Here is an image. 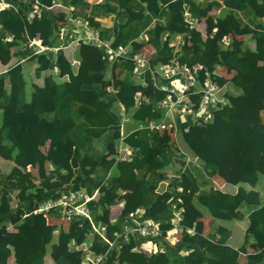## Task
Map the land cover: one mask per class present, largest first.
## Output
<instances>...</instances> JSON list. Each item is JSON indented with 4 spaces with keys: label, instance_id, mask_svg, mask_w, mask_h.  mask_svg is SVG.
I'll return each mask as SVG.
<instances>
[{
    "label": "trees",
    "instance_id": "obj_1",
    "mask_svg": "<svg viewBox=\"0 0 264 264\" xmlns=\"http://www.w3.org/2000/svg\"><path fill=\"white\" fill-rule=\"evenodd\" d=\"M36 1L40 11L31 21L28 14L34 11V0H4L8 6L0 10V66L5 67L0 73V111L11 117L8 125L0 123V159L13 163L9 173L0 172V264L11 260L46 264L47 259L51 264H82L86 254L104 253L106 260L100 264H241L240 255L249 254L247 249L255 247L257 239L264 241V198L242 186L235 194H223L207 182L238 153L250 165L230 171L227 184L254 187L263 176L264 26L255 22L264 19V0H102L93 5L85 0ZM57 3L68 11L54 7ZM186 13L194 24L184 20ZM109 15L114 16L113 26L102 28L96 18ZM69 16L84 19L114 48L128 46L132 52L152 48L151 70L142 76L145 85L133 79L132 54L111 64L99 49L76 43ZM197 24L205 34L216 29L214 38H203ZM142 34L144 42L137 43ZM166 35H180L190 45L174 54L165 46ZM37 40L45 51L29 46ZM72 44L79 49V69L63 52ZM251 52L262 62L251 66ZM174 58L183 66H200V83L206 75L223 85L228 103L208 116L196 112V103L192 113L167 118L157 108L166 93L154 86L152 71ZM24 62L34 67L39 84L27 85ZM109 74L114 92L106 90ZM138 91L149 102L135 107ZM118 108L129 116L123 130ZM147 120L163 122L170 129L138 130ZM174 135L184 155L179 164L183 172L169 180L165 171L174 157ZM120 144L129 146L134 156L108 160ZM44 146H48L46 154L41 152ZM69 146L74 149L75 167ZM187 153L193 158L188 163ZM166 181V188L159 190ZM80 189L89 197L97 192L86 203L89 219L61 216L55 210L33 213L39 203ZM120 204V216L115 217L112 209ZM172 205L181 210L178 225L183 231L174 244L166 238L175 219ZM242 210L249 211L248 226L237 249L227 244L226 231L204 237L202 225L196 223L201 216L238 220ZM132 212L141 213L139 222L159 224V236L130 237L112 248L94 230L113 242L115 232L122 229L117 222L127 221ZM58 218L68 227L58 228L52 221ZM189 227H194L193 235L185 232ZM150 244L155 249L147 251ZM258 255L249 254L245 264H264V246Z\"/></svg>",
    "mask_w": 264,
    "mask_h": 264
},
{
    "label": "built area",
    "instance_id": "obj_2",
    "mask_svg": "<svg viewBox=\"0 0 264 264\" xmlns=\"http://www.w3.org/2000/svg\"><path fill=\"white\" fill-rule=\"evenodd\" d=\"M34 2V11L32 13H39V4L36 0H34ZM7 6L8 5L5 4L4 0H0V10H3ZM54 7L68 11L59 3L55 4ZM216 13L218 14L219 11ZM33 14L30 15L29 13L28 15L33 18ZM184 20L190 24L195 23V20L188 16L187 13L184 15ZM68 21L73 24L72 30L73 34L76 36V43L82 42L99 49L103 56L105 55L111 64L118 62L119 60L126 59L132 54L131 62L133 64L134 79L141 85H145L142 80V76L146 70H151L149 62L154 57V51L152 48L145 46L140 52H132L128 46H118L114 48L108 40H102L100 38L99 31L89 27L84 19L69 16ZM66 29L67 28L63 26V28H61V32L64 33ZM201 32L203 34V38H214L216 29H213L210 33L205 34L204 27L202 26ZM144 39V35L142 34L136 39V42H144ZM163 40L165 46L172 49L174 54H177L184 45H190V41L183 40L180 35H177L174 38H170L166 35ZM230 40V38H226V43L230 42ZM29 46H34L36 48V52H43L46 50L44 47L39 46L38 40L30 42ZM51 51L55 53L56 49H51ZM201 70L202 68L200 66L192 68L183 66L174 58L168 64L158 68L156 72L152 71L154 86L159 91L166 93L164 101L157 104L158 109L165 111V116L175 113H192V108L196 103H198L196 112L203 114L204 116H208L209 112L217 108L218 105H225L228 103L223 95L225 89L223 85H219L217 82L211 81L206 78V75H204L205 79L202 83L197 80L198 74ZM112 79L113 78L109 74L106 81V90L109 92H114L112 89ZM133 98L135 107H139L142 104H147L149 102V98L145 97L139 91L134 94ZM118 115L121 118L123 130L125 124L129 121V116L125 115L122 108H119ZM137 129H155L165 131L166 129H170V127L163 122L155 124L154 121L147 120L144 124L138 125ZM133 156V150L129 146L123 144H120L118 149L113 154V157L116 158L114 160L120 161L130 160ZM96 194L97 192L93 193V195L89 197L82 189L77 190L76 192H70L67 196H63L55 201H45L39 203L33 213L46 214L51 210H55L58 211L61 216L69 218L75 216L89 219L86 203L93 199ZM172 209L175 211V219L171 222L173 224V228L166 233V238L171 244L175 242L174 234L183 232L178 225V221L182 219L181 210L176 209L175 205H172ZM139 219H141V213L132 212L128 214L127 221L124 222L123 220L117 222L122 224V229L115 232L113 242H109L105 237H103L101 230H94L98 234L99 238L109 244V247L112 248L116 242H128L130 237H133L134 239L139 237L152 240L159 236V224L152 223L151 221L139 222ZM7 230L11 231V228L9 227ZM172 230H174L173 234H171ZM185 232L190 235L192 234L189 229H186ZM106 257L107 253L95 256L86 254L82 264H100L106 260Z\"/></svg>",
    "mask_w": 264,
    "mask_h": 264
},
{
    "label": "crops",
    "instance_id": "obj_3",
    "mask_svg": "<svg viewBox=\"0 0 264 264\" xmlns=\"http://www.w3.org/2000/svg\"><path fill=\"white\" fill-rule=\"evenodd\" d=\"M85 1L91 5L102 2V0H85ZM200 1L202 3L205 0H200ZM30 14L32 15L33 13H30ZM34 17H36V16L34 15ZM29 18H31L30 15H29ZM96 20L100 23V26L102 28L110 29L114 23V16H112V15L101 16L99 18H96ZM257 23L264 25V19L263 20H257L255 22V24H257ZM196 27L200 31L202 30L201 24H197ZM252 46H253L252 42L250 41V43L248 44V47H252ZM64 50L67 51V54ZM63 51H64L65 55L67 56V58L70 60V62H72V64H76V69H79V67H78L80 64V59H79V55H78L79 49H77V47L74 44H72V45L68 46V48L63 49ZM90 53H92V52H90ZM90 58H92V56ZM248 61H249L251 66H254V65L262 62V60L260 58H258L257 55H255L253 52L250 53V55L248 57ZM22 66H23V69L27 72V75L29 77H31V78H29V77L26 78V76H25L27 85L29 84L28 86L30 87L31 84H39L40 83L39 79H36L35 75H34V69H33L34 67L29 66L27 64V62H24L22 64ZM4 71H5V67L0 66V73H2ZM50 73L53 74L54 76H56V72H50ZM226 75L229 76V73H226ZM260 118H261L260 119L261 125L264 126V111H262L260 113ZM10 121H11L10 113L1 110L0 111V123H2V124L4 123L5 125H8L10 123ZM263 136H264V134H263ZM174 137H175V135H174ZM174 145H175V147L178 146L176 143ZM47 149H48V146H44L41 149V152L43 154H46ZM175 156H177L179 161H180L179 154H176L174 151V157ZM174 157H173V159H174ZM107 159L112 160V158H107ZM192 160H193L192 156L189 153H187L186 158H185L186 163H188L189 161H192ZM177 164H178V166H176V164H174L172 162L170 164V166L166 169V172H167L166 174H167V177L169 180L173 179L175 177H178L179 174L181 172H183V168L180 169L179 163H177ZM240 165H244L246 167H249L250 164L248 162H245V160L242 158L241 154L238 153L233 158L226 161V163L221 167L220 172L218 174L209 178L210 181L207 182V185L212 186L214 189H216L217 191H219L223 194H235L237 192L238 188H240V186H242L246 190H253L255 192H259L264 198V166H261V168H260L263 176L259 177V180L254 187H251L247 184L229 185L226 183L225 177L229 174L230 171H232L233 169H236ZM173 166L177 167V169H175V167H173ZM12 167H13L12 162L0 159V172L9 173V171L12 169ZM167 184H168L167 181L164 183H161L158 189L164 190L166 188ZM120 195H121V193H120ZM13 197H14V195L12 196V199H13ZM13 204H15L14 201L11 202V204H10L11 207L13 206ZM121 205L122 204L115 206L116 209H120ZM241 213H242V218L238 219V220H234V221L221 222L218 220H213L211 217H206V216L202 217L201 216L200 219L196 220V223H200L202 225V235L204 237L209 235V234H212V233H216V232L221 233V232L226 231L228 234H230V237L227 241V244L229 246H231L232 248L237 249L243 243L244 233H245L247 226H248L249 211L242 210ZM52 221L56 224V226L58 228L68 227V224L65 223L63 221V219L61 220L58 218V219H53ZM173 231L174 230L171 231L172 232L171 234H173ZM56 234H57V232L55 233V235ZM87 241H89V239ZM89 243H90V241H89ZM174 243H172V244H174ZM263 246H264V241L257 239V245L255 247L254 246L249 247L247 249V253L250 254V257H252V258L256 257L257 258L259 256L258 255L259 249L262 248ZM141 249H143V248L141 247ZM153 249H155L154 246L150 244L147 251H151ZM249 254H247V255L241 254L240 255V263L241 264H245L246 259H247L246 257H248ZM9 264H13V261L11 260L9 262ZM46 264H51L48 259L46 260Z\"/></svg>",
    "mask_w": 264,
    "mask_h": 264
},
{
    "label": "rangeland",
    "instance_id": "obj_4",
    "mask_svg": "<svg viewBox=\"0 0 264 264\" xmlns=\"http://www.w3.org/2000/svg\"><path fill=\"white\" fill-rule=\"evenodd\" d=\"M196 2L197 3H201V1L200 0H196ZM36 17L38 16V13H36V14H34ZM29 19H33V18H29ZM68 46H70V45H68ZM65 51V50H64ZM63 51V52H64ZM66 52V54H67V51H65ZM65 54V53H64ZM217 73H219L220 71H221V68H217ZM113 75V74H112ZM112 75H111V77H112ZM133 75V79H134V74H132ZM27 77H29L28 75H27V73H26V78ZM226 77V76H225ZM29 78H31V77H29ZM175 113V112H174ZM175 114H177V113H175ZM175 114H168V116H167V118H170V119H172L173 118V116L175 115ZM173 139H171V143H176L178 146H176L175 147V145H172V148H173V151H175V153L176 154H179V157H180V160H181V158H183V156L181 155L182 154V149H181V147H180V141H179V138H178V136H176L175 135V137L173 136L172 137ZM68 149H69V154H70V156H71V161H70V163H71V165H72V167H75L76 166V164H75V162H74V159H73V156H72V154L74 155V149L71 147V146H69L68 147ZM112 150V149H111ZM70 151H71V153H70ZM112 159H116L115 157H113L112 156ZM172 162L174 163V164H176V166H178V164L177 163H179L180 164V161H179V159H178V157L177 156H175L174 157V159L172 160ZM170 166V165H169ZM173 167H175V166H173ZM175 169H177V167H175ZM165 173H167L166 171H165ZM122 194V193H121ZM121 208L120 209H116V207H114L113 209H112V213H113V215L115 216V217H119L120 216V212H121V210H122V205L120 206ZM47 219V218H46ZM196 224V223H195ZM187 229H189L190 231H191V235H193L194 234V227H189V228H187ZM182 234V232L181 233H175L174 234V237H175V242H178V240H179V238H180V235ZM89 240H90V238H88ZM35 242V243H34ZM34 244H36L37 243V240L36 239H34ZM87 242H89V241H87ZM31 245H33V244H31ZM33 246H35V245H33Z\"/></svg>",
    "mask_w": 264,
    "mask_h": 264
},
{
    "label": "water",
    "instance_id": "obj_5",
    "mask_svg": "<svg viewBox=\"0 0 264 264\" xmlns=\"http://www.w3.org/2000/svg\"><path fill=\"white\" fill-rule=\"evenodd\" d=\"M29 21H31V19H29ZM71 27L69 26V29H70ZM196 245L197 246H200L201 245V239L200 238H198V239H196Z\"/></svg>",
    "mask_w": 264,
    "mask_h": 264
}]
</instances>
